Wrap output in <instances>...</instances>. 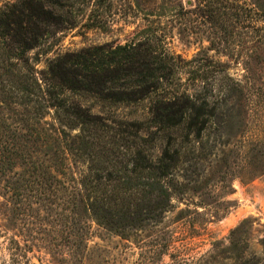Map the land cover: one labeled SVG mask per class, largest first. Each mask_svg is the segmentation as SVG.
I'll return each instance as SVG.
<instances>
[{"label":"rangeland","instance_id":"obj_1","mask_svg":"<svg viewBox=\"0 0 264 264\" xmlns=\"http://www.w3.org/2000/svg\"><path fill=\"white\" fill-rule=\"evenodd\" d=\"M31 1L36 0H0V13L13 17ZM71 3L76 26L49 34L28 49L38 72L58 56L124 44L162 28L176 59L170 86L198 96L207 122L200 133L189 136L176 129L161 131L148 122L153 96L127 104L93 93H70L112 127H129L131 141H121L122 153L142 145L155 162L168 143L171 151L180 150L172 175L165 179L145 174L107 178L106 195L128 180L136 184L137 196L147 199L158 198L163 187L165 208L156 217L143 210L134 228L117 233L74 206L67 182L58 183L53 203L40 206L36 185L27 181L31 169L24 171L17 163L0 167V262H11L10 241L15 239L32 246L28 258L18 257L30 264L264 263V0H237L224 3L225 8L215 3L213 15L227 13L224 24L217 23L218 15L212 22L206 11L205 17L192 13L196 0ZM212 36L220 41L213 44ZM7 112L9 107L0 105V115ZM38 116L40 138L45 132L54 134V109L40 104ZM139 121L145 122L137 133L143 139L133 131L132 123ZM123 161L129 163L126 157ZM72 166L79 177L88 162Z\"/></svg>","mask_w":264,"mask_h":264},{"label":"trees","instance_id":"obj_2","mask_svg":"<svg viewBox=\"0 0 264 264\" xmlns=\"http://www.w3.org/2000/svg\"><path fill=\"white\" fill-rule=\"evenodd\" d=\"M71 1L36 0L27 2L13 17L0 13V43H4L0 47V105L9 107L8 116L0 115V140L4 142L0 148V167L17 163L24 171L31 169L34 178L30 174L27 181L36 185L40 206L53 203L51 195L58 183L67 182L76 208L104 228L123 234L134 228L143 210L154 212L155 217L156 213L160 214L165 208L166 191L160 187V195L154 199H147V195L138 197L136 184L128 180L123 185H114L111 195H106L107 178L145 174L156 180L165 179L172 175L180 150L171 151L168 143L155 162L142 145L122 153L121 141H131L129 127L122 128L121 124L112 127L70 93H93L104 100L127 104L153 96L149 125L161 131L180 130L187 136L192 131L200 133L207 119L202 118L203 105L197 104L198 96L170 86L175 77L176 59L169 52L168 33L162 28L124 44H105L58 56L38 72L31 64L28 49L49 34L76 26ZM236 1L196 0V10L192 13L205 17L206 11L212 22L218 15L221 19L217 23L224 24L227 13L213 15L215 3L225 8L224 3L234 5ZM210 41L214 44L220 38L212 36ZM40 104L53 108L58 122V127H53L54 134L45 132L43 138H40L38 116ZM144 124L143 121L132 123L137 139H143L137 133ZM3 125L6 127L2 128ZM75 129L78 133L72 134ZM40 153L50 161L40 158ZM125 157L129 163H124ZM86 160V170L76 177L72 164ZM10 242L13 258L0 264H30L18 257L28 258L32 246L28 243L21 246L15 239ZM242 264L264 263L257 259Z\"/></svg>","mask_w":264,"mask_h":264}]
</instances>
